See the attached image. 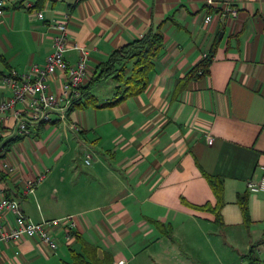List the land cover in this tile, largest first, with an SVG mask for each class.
<instances>
[{"label":"crops","instance_id":"obj_1","mask_svg":"<svg viewBox=\"0 0 264 264\" xmlns=\"http://www.w3.org/2000/svg\"><path fill=\"white\" fill-rule=\"evenodd\" d=\"M226 2L236 16L223 14ZM62 13L69 16V44L88 49L89 76L112 50L159 23L164 46L139 94L113 106L74 108L68 123L41 124L7 150L0 141V160L13 167L0 171L3 193L34 221L71 214L75 223L70 243L63 229L53 231L55 250L35 238L1 242L0 264H64L69 247L82 251V242L111 264H248L251 246L264 264V191L246 187L264 165V0H5L0 82L12 68L44 63L49 23ZM213 45L208 73L181 86ZM65 57L73 63L78 51ZM104 80L93 86L99 101L114 86L109 79L103 89ZM59 83L49 81L53 91ZM7 95L0 86V97ZM13 123L9 117L5 129ZM58 164L71 185H45L38 202L37 187ZM204 173L222 182L221 224L215 211L196 207L217 202ZM38 175L33 192L26 191L25 181Z\"/></svg>","mask_w":264,"mask_h":264},{"label":"built area","instance_id":"obj_2","mask_svg":"<svg viewBox=\"0 0 264 264\" xmlns=\"http://www.w3.org/2000/svg\"><path fill=\"white\" fill-rule=\"evenodd\" d=\"M5 0H0V14ZM208 4L212 0H207ZM29 6H31L29 4ZM28 6V7H29ZM237 8L225 3L223 14L236 16ZM41 16L40 12L37 13ZM68 13H62L60 17L53 18L49 23L51 29V51L46 56L44 63H31L23 71L10 69L0 82V86L9 89V95L0 97V141L8 140L16 135L29 134L30 131L41 125L58 119L68 123V115L71 107L81 96V86L88 78V49L79 43L68 42L67 23ZM211 16H205L209 20ZM69 49L78 51V59L71 63L65 53ZM54 77L60 79L57 91H53L49 81ZM9 117L14 123L12 129H5ZM71 128H77L70 123ZM212 138H208L210 143ZM90 154L84 152V162L89 163ZM263 173L258 179H248L246 187L251 193L264 191V165H260ZM12 165L7 160H0V171L11 172ZM41 178H29L25 181V188L33 192L37 181ZM12 215V220L7 214ZM73 215L62 217L41 218L39 221L32 220L21 209L15 198L8 197L3 193L0 182V243L19 241L22 238H35L44 243L50 249L55 250L58 240L53 234L57 228L64 231L66 241L73 237ZM70 243V242H69ZM119 259L116 264H122Z\"/></svg>","mask_w":264,"mask_h":264},{"label":"trees","instance_id":"obj_3","mask_svg":"<svg viewBox=\"0 0 264 264\" xmlns=\"http://www.w3.org/2000/svg\"><path fill=\"white\" fill-rule=\"evenodd\" d=\"M38 2V1H37ZM31 8V6L29 7ZM164 46L163 33L160 29V23L151 27L149 31L141 36L135 37L126 42L120 47L112 50L108 57L97 64L96 70L87 78L85 83L81 86V96L71 107L85 108L89 105L104 107L113 106L127 97L137 95L142 92L149 80V73L155 66V59L162 52ZM214 45L209 53L203 57L197 64L192 66L180 80V85H184L190 79L207 74L209 65L214 54ZM2 59V57L0 56ZM103 79H110L114 86L110 97L99 101V98L93 91V86L96 82ZM21 138L16 135L1 145V148L7 150L11 144ZM209 181L216 197V204L211 207L209 203L202 205H195L197 208L211 209L215 211V220L221 224L222 217L220 208L222 204V182L218 177L204 173ZM237 202L241 209L243 221H249L248 204L245 195H238ZM79 236V235H77ZM83 243L82 251H76L69 247L70 261L64 264H111L112 258L105 255L103 258H98L95 255L93 247L86 246ZM254 246H251L248 253V264H258L257 258L254 255Z\"/></svg>","mask_w":264,"mask_h":264},{"label":"rangeland","instance_id":"obj_4","mask_svg":"<svg viewBox=\"0 0 264 264\" xmlns=\"http://www.w3.org/2000/svg\"><path fill=\"white\" fill-rule=\"evenodd\" d=\"M107 81H110V80H109V79L104 80V82H102V84H100V85H101L100 87H102V88L104 89L105 86L108 85ZM95 91H96L97 93H100L98 90H95ZM60 179H62V180H60ZM59 180H60V182H63L62 185H61L62 189H63V188H66V187H68V186L71 185V184H69L68 182H67L68 185L65 184L66 181H67V174L64 175V171H62V169H61V165H60V164H58V166L52 168L51 171H50L49 173H47V176H46L45 181H44V182H41V184L37 187L35 193H36V196H37L38 202H40V201H39V199H40V194H39L40 188L42 189L45 185L50 186V185L53 184V182H56V181H59ZM62 198H66V197H65V196H62ZM32 199H33V198H32ZM52 202H56V201H52ZM54 208H56V210H57V209L59 208V204L54 205ZM29 216H30V215H29ZM47 217L51 218V217L48 216V215H45L44 218H47ZM35 219H36V218H35ZM39 219H40V218H39ZM37 221H39V220H37Z\"/></svg>","mask_w":264,"mask_h":264},{"label":"water","instance_id":"obj_5","mask_svg":"<svg viewBox=\"0 0 264 264\" xmlns=\"http://www.w3.org/2000/svg\"><path fill=\"white\" fill-rule=\"evenodd\" d=\"M219 34H220V36H221L222 32H220Z\"/></svg>","mask_w":264,"mask_h":264}]
</instances>
